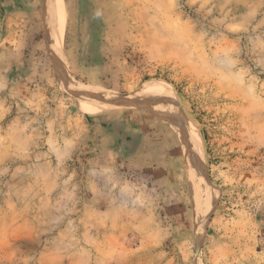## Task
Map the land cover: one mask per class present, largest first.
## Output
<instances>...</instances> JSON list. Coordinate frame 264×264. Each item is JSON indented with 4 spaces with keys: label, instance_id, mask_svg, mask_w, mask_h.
Returning <instances> with one entry per match:
<instances>
[{
    "label": "rangeland",
    "instance_id": "374dc122",
    "mask_svg": "<svg viewBox=\"0 0 264 264\" xmlns=\"http://www.w3.org/2000/svg\"><path fill=\"white\" fill-rule=\"evenodd\" d=\"M60 3L0 0V264H264V0Z\"/></svg>",
    "mask_w": 264,
    "mask_h": 264
},
{
    "label": "bare ground",
    "instance_id": "6f19581e",
    "mask_svg": "<svg viewBox=\"0 0 264 264\" xmlns=\"http://www.w3.org/2000/svg\"><path fill=\"white\" fill-rule=\"evenodd\" d=\"M51 2H52L51 6L53 8L51 12H54V18H53L54 30L52 32L53 33L52 39H53L55 48L59 49V45L61 44L60 42H61V38H62L63 21H64L63 20L62 7H61L60 0H51ZM49 3H50V1H49ZM48 8H50V7H48ZM170 88H171V86H169V85H164V84H161L158 82H152L151 84H149V86H147L144 89V91H142V96H146V95L155 96L158 99H160L159 103L163 104L164 105L163 107L174 108V104L172 101L173 95H172ZM76 89H77V92H78L80 98L81 97H82V99H83V97L93 98L92 104H90V105H89V103H88V105L84 104V106H86L87 108H91L93 106L99 105L98 99H104V97H105V99H107L106 96L108 95V93H106L103 90H99L96 88H90V87H86V86H81V85H77ZM115 96L116 95H113L112 97L116 98ZM94 100H95V102H94ZM109 101H110V99H109ZM119 102H120L119 104L123 105V106L139 105L142 107L143 106L147 107V105H145L144 102L140 100V98H135V100H132L129 98H123V99H120ZM147 108L156 111L153 107H151V108L147 107ZM165 110H168L166 112L164 110L162 111V112H164V115L167 116V117H165V119L168 120L169 122H171L174 127H177L178 120L176 119L173 112H171L172 110L171 109H165ZM183 126L185 127V129L183 128V130L186 131V134H187L186 136H187V138L189 140V144H190V147H189V153L191 152L190 153V157H191L190 161H191V159L193 160L192 163L191 162L190 163H191V165L194 163L193 165L196 164L198 166L201 163V155H202L200 141H199L198 137L196 136V134H194L195 132L192 129H190V127H188V125L185 124V122H183ZM194 158H196L197 160ZM208 196H209V198L207 197L208 201H206L205 207H203L202 211L207 210V208L210 209V206L213 202V194L211 195V193H209ZM207 215H209V214H207ZM199 216L200 215H199V211H198V218H199Z\"/></svg>",
    "mask_w": 264,
    "mask_h": 264
}]
</instances>
